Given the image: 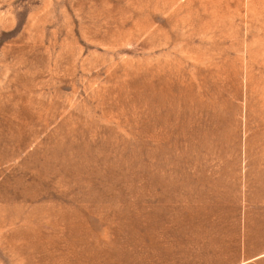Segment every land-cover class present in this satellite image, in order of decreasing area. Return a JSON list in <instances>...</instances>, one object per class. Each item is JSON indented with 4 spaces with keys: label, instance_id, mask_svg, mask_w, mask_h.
<instances>
[{
    "label": "rangeland",
    "instance_id": "rangeland-1",
    "mask_svg": "<svg viewBox=\"0 0 264 264\" xmlns=\"http://www.w3.org/2000/svg\"><path fill=\"white\" fill-rule=\"evenodd\" d=\"M0 264H264V0H0Z\"/></svg>",
    "mask_w": 264,
    "mask_h": 264
},
{
    "label": "crops",
    "instance_id": "crops-1",
    "mask_svg": "<svg viewBox=\"0 0 264 264\" xmlns=\"http://www.w3.org/2000/svg\"><path fill=\"white\" fill-rule=\"evenodd\" d=\"M198 225V224H197Z\"/></svg>",
    "mask_w": 264,
    "mask_h": 264
}]
</instances>
